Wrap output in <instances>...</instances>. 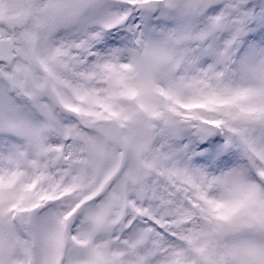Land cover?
Returning <instances> with one entry per match:
<instances>
[{
	"label": "snow or ice",
	"instance_id": "obj_1",
	"mask_svg": "<svg viewBox=\"0 0 264 264\" xmlns=\"http://www.w3.org/2000/svg\"><path fill=\"white\" fill-rule=\"evenodd\" d=\"M0 264H264V0H0Z\"/></svg>",
	"mask_w": 264,
	"mask_h": 264
}]
</instances>
